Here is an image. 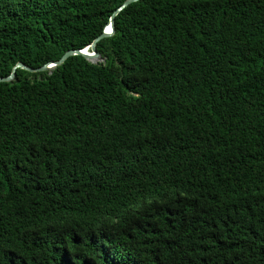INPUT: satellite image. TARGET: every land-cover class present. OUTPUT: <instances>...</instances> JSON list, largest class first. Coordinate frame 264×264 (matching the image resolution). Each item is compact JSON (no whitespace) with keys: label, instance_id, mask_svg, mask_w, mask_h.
<instances>
[{"label":"trees","instance_id":"1","mask_svg":"<svg viewBox=\"0 0 264 264\" xmlns=\"http://www.w3.org/2000/svg\"><path fill=\"white\" fill-rule=\"evenodd\" d=\"M126 0H0V77ZM102 61L0 82V264H264V0H139Z\"/></svg>","mask_w":264,"mask_h":264},{"label":"water","instance_id":"2","mask_svg":"<svg viewBox=\"0 0 264 264\" xmlns=\"http://www.w3.org/2000/svg\"><path fill=\"white\" fill-rule=\"evenodd\" d=\"M139 0H126L124 2V4L117 10L115 11V13L113 14V16L110 19L109 24L107 25V27L105 28L103 34L98 37L90 46H88L87 48L83 49V50H72L67 52L66 54H64V56L58 61V62H50L49 64H47L46 66L37 68V69H33L31 67H28L26 65H24L23 63H18L14 68L13 71L11 73L10 76L8 77H0V82L1 83H8V82H12L15 77H16V72L18 69H22L25 71H28L30 73H42V72H46V71H52L54 70L56 67L62 65L67 59H69L70 57L73 56H82L84 57L86 60H88L91 63H98L102 61L101 58V54L97 51V45L98 43L108 37L113 36V34L115 33V18L116 16L123 11L125 8H127L128 6H130L131 4L138 2ZM111 28V31H109L108 29Z\"/></svg>","mask_w":264,"mask_h":264},{"label":"snow or ice","instance_id":"3","mask_svg":"<svg viewBox=\"0 0 264 264\" xmlns=\"http://www.w3.org/2000/svg\"><path fill=\"white\" fill-rule=\"evenodd\" d=\"M108 30L111 31V28H109Z\"/></svg>","mask_w":264,"mask_h":264}]
</instances>
